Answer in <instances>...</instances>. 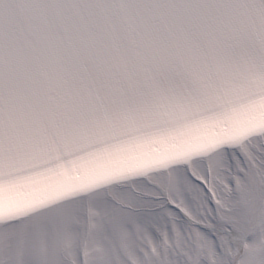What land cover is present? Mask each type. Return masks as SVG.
I'll return each instance as SVG.
<instances>
[{
	"label": "snow or ice",
	"instance_id": "obj_1",
	"mask_svg": "<svg viewBox=\"0 0 264 264\" xmlns=\"http://www.w3.org/2000/svg\"><path fill=\"white\" fill-rule=\"evenodd\" d=\"M0 264H264V0H0Z\"/></svg>",
	"mask_w": 264,
	"mask_h": 264
}]
</instances>
